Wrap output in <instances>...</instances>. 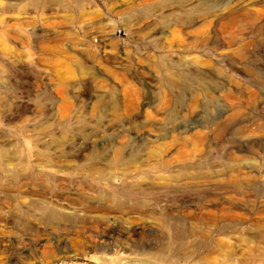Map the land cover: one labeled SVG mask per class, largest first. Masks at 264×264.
Segmentation results:
<instances>
[{
	"label": "rangeland",
	"instance_id": "374dc122",
	"mask_svg": "<svg viewBox=\"0 0 264 264\" xmlns=\"http://www.w3.org/2000/svg\"><path fill=\"white\" fill-rule=\"evenodd\" d=\"M163 1L0 0V264H264V0Z\"/></svg>",
	"mask_w": 264,
	"mask_h": 264
},
{
	"label": "bare ground",
	"instance_id": "6f19581e",
	"mask_svg": "<svg viewBox=\"0 0 264 264\" xmlns=\"http://www.w3.org/2000/svg\"><path fill=\"white\" fill-rule=\"evenodd\" d=\"M141 1H146V0H141ZM188 0H164V5H167L168 3H170V5H174V9H176L177 11L180 12V14H182L181 16L184 17V16H189L191 14H197V15H207L208 13H211L210 11V8H207L205 10L201 9L200 7L197 6H188V7H185V3L187 2ZM213 4V3H212ZM137 9V8H136ZM19 11V10H18ZM152 11V6L150 5H145L143 6V8L141 9V14L147 16L150 12ZM135 14L137 15L136 11H135ZM139 14V12H138ZM137 17H140L139 15ZM144 17V16H143ZM204 17V16H203ZM230 17V16H229ZM20 20V19H18ZM24 23V22H23ZM202 25V24H201ZM180 30V29H179ZM197 33V31H196ZM234 37V36H233ZM199 38V37H198ZM236 38V37H235ZM160 40V39H159ZM165 46V44H164ZM220 48V47H218ZM185 63V62H184ZM72 73L70 71H67V75H71ZM163 75L164 77H169L171 75H175V73L173 71H171L170 69H166L163 71ZM168 79V78H166ZM131 101V100H130ZM130 101L128 102V105L130 103ZM130 107V106H129ZM113 111L116 109L114 106L112 107ZM179 139V138H178ZM261 151H263V149H261ZM152 152L151 150H149V153ZM119 153H122L121 151H119ZM120 155L118 156V159H120ZM0 161L2 162L1 164H6V162L10 159L9 157H6V154L5 152L2 150L1 151V154H0ZM116 159V162L117 160ZM124 160V159H123Z\"/></svg>",
	"mask_w": 264,
	"mask_h": 264
}]
</instances>
